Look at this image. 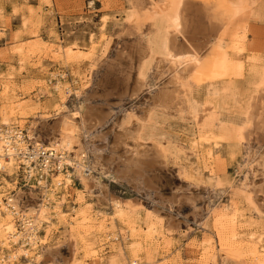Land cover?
Returning <instances> with one entry per match:
<instances>
[{
    "label": "rangeland",
    "instance_id": "1",
    "mask_svg": "<svg viewBox=\"0 0 264 264\" xmlns=\"http://www.w3.org/2000/svg\"><path fill=\"white\" fill-rule=\"evenodd\" d=\"M143 1L138 8L135 0H0V110L3 85L19 103L10 127L26 129L32 136L40 134L39 141L48 144L49 128L57 118L80 113L74 118L78 143L82 149L89 143L92 151L86 148L84 153L97 156L106 170L101 174L96 168L93 173L104 184L102 190L97 186L87 190L80 180L58 197L50 194L49 203L59 202L65 217L86 207L93 219L86 225V234L72 231L74 246H69V224L52 220L47 239L34 250L47 254L45 264H71L73 259L87 264H142L150 256L159 260L156 264H198L188 244L212 237L217 250L210 211L226 206H230L224 210L228 216L237 213L235 220L226 217L224 222L234 246L248 248L259 237L264 243V214L258 217L238 192L248 172L249 154L260 152L264 143L256 133L247 140L236 135L264 86V0H230L240 7L231 16L223 39L229 59L226 74L180 91V103L167 108L154 106L152 94L167 83L166 77L156 73V64L161 57L157 47L169 28L170 1L166 0V6L162 0ZM200 1L188 0L186 15L194 23L204 24L207 19L200 16L199 20L193 13ZM137 13L146 15L138 17ZM177 41L184 44L180 37ZM10 46L17 51L12 53ZM69 48L71 66L58 57V52ZM144 56L141 83L138 69ZM58 82L59 88L54 90ZM251 111L256 115L257 110ZM196 113L203 114L197 123ZM80 115L86 118L84 123ZM1 118L0 113V123ZM126 127L133 136L121 138L119 132ZM134 136L142 145H134ZM207 150L211 157L204 166L201 159ZM15 170L13 174L0 171V190L6 193L4 202L7 196L20 193L14 224L24 233L20 214L44 203L43 191L24 185L17 167ZM260 172L253 171L256 185L263 178ZM78 195L82 196L80 204ZM113 198L138 203L129 219L136 228L156 222L150 215L157 213L160 222L155 227L164 235L158 248L150 239L141 240L137 257L127 251L119 231L122 224L113 214ZM255 203L264 211V190L257 192ZM250 232L257 238H249ZM38 233L43 235V229ZM80 237L92 244L95 255L84 257ZM74 248L78 250L74 252ZM8 252L0 244V256ZM250 257L248 251L240 259L222 255L218 264H250ZM67 260L70 262L64 263ZM29 261L36 264L33 257L23 256L14 264Z\"/></svg>",
    "mask_w": 264,
    "mask_h": 264
},
{
    "label": "bare ground",
    "instance_id": "2",
    "mask_svg": "<svg viewBox=\"0 0 264 264\" xmlns=\"http://www.w3.org/2000/svg\"><path fill=\"white\" fill-rule=\"evenodd\" d=\"M162 1V5L166 6L165 4H167V1ZM169 1L171 7V12L167 16L169 28L164 30L165 32H163V36L160 40L161 44L158 47L156 46L161 56L156 64V73L166 77L167 83L162 87L157 86L152 94L153 105L161 108H167L171 104L180 103V98H178L180 91L183 92V90L189 86L199 85L206 81H214L226 74L229 59L223 48V39L231 22V16L238 7H240L239 3H234L230 0H201V5L195 8V12L193 11V13L199 20L200 16L205 17L207 23L203 24L195 22L198 24L196 25L191 19H188L186 15L188 6H190L188 0ZM92 2L93 1H89L88 3L92 4ZM143 2V0H135L136 7L139 8L143 6ZM137 15L140 17L146 14L139 15V13H137ZM179 37L183 40L184 44L178 45L177 40H179ZM151 46V50L153 51V44H151ZM10 47L12 48V53L17 51V48L14 51V47ZM63 51L62 54L58 52L60 62L71 66L73 64L71 61L72 50L69 48ZM145 62L146 57L144 56L138 69V80L141 83L146 68ZM240 66L241 64L236 63L237 68H240ZM57 84L58 85L54 86V90H58L59 82ZM259 90L262 92H259L254 97V102L251 103V109L244 117L243 123L238 126L236 135L238 139L247 140L252 133H256L257 138L260 139L263 144L264 86ZM8 91L9 88H7L6 85H3V94H1L2 106L0 110L2 118L0 124L5 125L6 127H10L14 124L17 116L16 110L19 107V103H15L12 97L7 94ZM59 93H61V90H59ZM260 99H262V102L258 103ZM251 110H257L256 115ZM79 114L80 113L73 112L69 115H63L57 118L49 128L48 144H43L39 141L41 140L40 134L33 135V138H35L36 144L42 145L44 148L53 147L56 150H63L67 151L69 154H74L73 158L77 160L75 170L84 187L87 190H90L94 186H97L102 190L104 184L101 183L98 175L90 174L85 176L83 173V168L86 166V163L84 164V162H86L84 160L85 156L89 158V171L97 170L96 168H98V171L103 174L106 170L100 166L101 164L97 156H91L84 153V149L86 148H89V151H92L89 143L85 142L84 149H82V146L78 143L79 128L78 125H76L74 118H76L77 115L79 116ZM202 116L203 114L196 113L194 115L195 122H199ZM80 118L81 122L84 123L86 118L82 115H80ZM86 133H88V131H86ZM131 133L132 131L126 127L119 132V136H121V138H127L133 136ZM134 140L135 146L142 145L137 136H134ZM76 146H78V148H76ZM129 151L132 152V150ZM209 157H211V152L209 150L202 154L201 160L204 166H207ZM246 164L248 166V172L244 174L243 179L240 181L238 192L245 196L257 216L262 217L264 214V211H262L263 206L256 205L255 202L257 192L264 190V147L260 152L254 151L252 154H249ZM256 168L261 171L260 173L263 175L261 182L259 180L260 184L257 185L255 179H253V176L255 177L253 171H255ZM3 169L7 170L9 173L12 172L13 174L16 171V166L13 160H7V162L3 164ZM5 194L4 191L0 190V244L9 252L6 255L4 254L0 256V264H14L15 260L20 256H23L25 259L33 257L36 264H45L48 259L47 254H38L34 252V250H36L40 243H44L47 239V235L49 234L51 227L54 225L52 220H55L57 223L66 221L69 224L68 228L70 234L74 231L78 233L82 230L84 234H86L89 229L86 225L93 219L86 207L79 208L74 211L75 216L67 218L64 215L65 213L62 215L60 212L59 206H57L59 205V202H56V204L54 201L51 203L44 202L39 203L38 208L30 207L27 212L24 211L20 214V219L25 231L24 233H21L17 231L14 224V214H18V211L15 210L19 209L17 204L20 193L11 195L10 197L7 196V201L4 202L3 196ZM78 196L76 202L80 204L82 196ZM112 202L115 206L113 214L122 224L119 231L121 232L122 237L126 239L125 244L127 251H129L133 257H137V251L142 244L141 240L147 242L150 239L153 246L158 248L159 241L161 242L164 235L155 227V224L160 222L157 213L150 215L152 218H156V222L150 221V223H147L144 228H136L134 225L130 224L129 219L132 215V211L138 203H135L130 199L123 200L117 198H113ZM9 206L11 208H9ZM229 208L230 206H226L222 209L226 210ZM224 210L212 208L210 211L213 218L214 235L216 237L215 242L218 245V249L216 250L212 237H203L198 243L190 242V244H188L192 256L199 259L198 264H209V262L211 264H218L219 256L224 255L226 257L240 259L243 257L244 253L248 251L251 255L250 264H264V243H260L261 238H257L254 235L255 232H250L247 236L252 239L257 238L258 242L256 244L248 248L233 245L232 241L227 236L228 233L225 230L224 222L226 217H231L230 219L232 221L235 220L237 213L228 216ZM40 229H43V235H39L38 232ZM236 235L237 233L235 232L233 236ZM19 238L22 240L21 243H19ZM80 239L84 244V248L82 249L84 257L95 255V251L92 252V244L84 237H80ZM75 240L76 239L71 234L69 246H74ZM27 245H29L30 248H23ZM77 250L78 248L73 249L74 252ZM118 250H121V248H118ZM32 260L33 259H31V261ZM134 260H136V258L131 259V261ZM157 261L159 260H156L154 256H150L145 258L142 264H156ZM69 262L70 261L67 260L64 263ZM71 264L87 263L83 259H73Z\"/></svg>",
    "mask_w": 264,
    "mask_h": 264
},
{
    "label": "built area",
    "instance_id": "3",
    "mask_svg": "<svg viewBox=\"0 0 264 264\" xmlns=\"http://www.w3.org/2000/svg\"><path fill=\"white\" fill-rule=\"evenodd\" d=\"M9 159L16 165L24 185L43 191L41 200L46 203L51 193L58 197L61 191L80 181L75 170L77 160L72 154L53 147L44 148L36 144L26 129L16 126L0 128V171ZM84 160V175L93 174L95 170L88 169L89 158L85 156Z\"/></svg>",
    "mask_w": 264,
    "mask_h": 264
}]
</instances>
